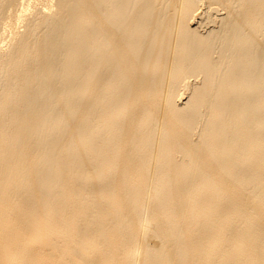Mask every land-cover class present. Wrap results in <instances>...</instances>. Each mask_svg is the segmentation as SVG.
Segmentation results:
<instances>
[{"label": "bare ground", "instance_id": "6f19581e", "mask_svg": "<svg viewBox=\"0 0 264 264\" xmlns=\"http://www.w3.org/2000/svg\"><path fill=\"white\" fill-rule=\"evenodd\" d=\"M0 264H264V0H0Z\"/></svg>", "mask_w": 264, "mask_h": 264}]
</instances>
